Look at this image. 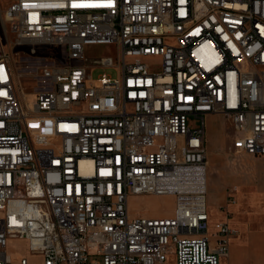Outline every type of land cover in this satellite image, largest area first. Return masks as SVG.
I'll list each match as a JSON object with an SVG mask.
<instances>
[{
    "label": "built area",
    "instance_id": "built-area-1",
    "mask_svg": "<svg viewBox=\"0 0 264 264\" xmlns=\"http://www.w3.org/2000/svg\"><path fill=\"white\" fill-rule=\"evenodd\" d=\"M7 2L17 46L67 59L26 100L0 31V264H220L239 230L227 211L210 231L207 116L231 124L233 152L264 156V0ZM101 44L115 56L84 58ZM162 194L172 215L131 214ZM12 238L36 260L13 259Z\"/></svg>",
    "mask_w": 264,
    "mask_h": 264
},
{
    "label": "rangeland",
    "instance_id": "rangeland-1",
    "mask_svg": "<svg viewBox=\"0 0 264 264\" xmlns=\"http://www.w3.org/2000/svg\"><path fill=\"white\" fill-rule=\"evenodd\" d=\"M7 0H0V7L5 10ZM3 14V12H2ZM0 31L4 38L5 51L9 56L14 73L15 83L21 96L31 100L33 94L40 89V70L44 65L55 62L64 63L67 53L61 46L43 48L40 56L29 53L27 46H17L14 36L3 28L0 15ZM113 45H87L85 59L115 56ZM144 61L157 68L160 63L158 57L144 58ZM107 73L117 77V70L113 67L97 68L90 71L92 78ZM196 122V121H195ZM207 148L209 159V173L207 178V204L209 196L216 197L223 189L226 200L230 194L234 197L227 208L229 224L239 230L237 238L231 240V250L240 241L248 240L256 233H264V156H252L245 153H235L231 150L234 135L231 124L221 115L207 117ZM236 188V189H234ZM129 208L134 216H170L175 208V197L172 195H142L130 198ZM222 217H220L221 219ZM222 220V219H221ZM216 223V222H215ZM215 224L211 223L213 232ZM7 251L13 259L28 257L36 260L30 253L25 239H9ZM238 258L242 264H260V252L240 251ZM234 255L221 257L220 264H233Z\"/></svg>",
    "mask_w": 264,
    "mask_h": 264
},
{
    "label": "crops",
    "instance_id": "crops-1",
    "mask_svg": "<svg viewBox=\"0 0 264 264\" xmlns=\"http://www.w3.org/2000/svg\"><path fill=\"white\" fill-rule=\"evenodd\" d=\"M207 117L210 118L212 117V115H209ZM207 141H208V138H207ZM207 151H208V148H207ZM208 173H209V159H208ZM227 201L228 199L226 200V194L224 193L223 189L220 191V193L216 197H213L211 195L209 196L208 210H209V217H210V220H209L210 225L211 223L216 224L219 221L227 220V214H226V212L228 211ZM220 217H222L221 218L222 220L220 219ZM253 234L254 235L250 237L248 240H245L242 242L240 241L237 245H235L232 251H230L231 250V243H230L229 254L226 257H230L231 254L234 255L233 264H242V262H240V259L238 258V255L240 251L242 250L244 253L247 250L254 251L255 253L260 252V264H264V233L253 232ZM237 236L235 238H237ZM237 239H240V238H237Z\"/></svg>",
    "mask_w": 264,
    "mask_h": 264
}]
</instances>
